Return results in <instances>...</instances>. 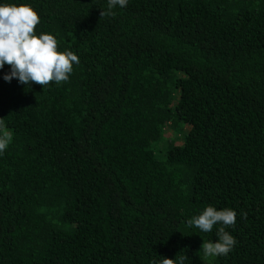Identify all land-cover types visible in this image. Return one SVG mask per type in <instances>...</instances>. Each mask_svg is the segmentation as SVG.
Returning a JSON list of instances; mask_svg holds the SVG:
<instances>
[{"label":"trees","instance_id":"trees-1","mask_svg":"<svg viewBox=\"0 0 264 264\" xmlns=\"http://www.w3.org/2000/svg\"><path fill=\"white\" fill-rule=\"evenodd\" d=\"M12 2L80 62L0 70V264H264V0ZM209 205L237 213L226 256L187 224Z\"/></svg>","mask_w":264,"mask_h":264},{"label":"clouds","instance_id":"clouds-1","mask_svg":"<svg viewBox=\"0 0 264 264\" xmlns=\"http://www.w3.org/2000/svg\"><path fill=\"white\" fill-rule=\"evenodd\" d=\"M128 0H107V9H102L103 16L114 15L113 9L124 8ZM40 23L38 12L27 3L12 0H0V70L9 66L3 80L11 82L13 78L20 84L32 83L43 87L50 82L57 84L69 79L73 65L79 64V58L70 50L58 51L54 35L41 32L37 35L36 26ZM11 137H0V155L8 146ZM237 213L232 208L217 209L209 205L199 215L187 221L189 227H195L207 233L216 225L217 239L203 241L201 249L205 256H226L236 244L234 236L226 231L228 226L236 225ZM164 258L160 264H171ZM180 264H183L181 259Z\"/></svg>","mask_w":264,"mask_h":264},{"label":"rangeland","instance_id":"rangeland-1","mask_svg":"<svg viewBox=\"0 0 264 264\" xmlns=\"http://www.w3.org/2000/svg\"><path fill=\"white\" fill-rule=\"evenodd\" d=\"M187 127H179L176 128V130L172 129H166L165 131V140L164 142L160 143L158 146H156L155 151L156 154L160 157L162 156L164 150L166 149V144L169 142V140H175L176 144H182L183 140V134L185 131H187Z\"/></svg>","mask_w":264,"mask_h":264}]
</instances>
